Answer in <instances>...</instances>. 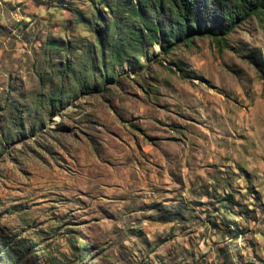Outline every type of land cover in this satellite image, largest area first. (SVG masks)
<instances>
[{"label":"rangeland","instance_id":"obj_1","mask_svg":"<svg viewBox=\"0 0 264 264\" xmlns=\"http://www.w3.org/2000/svg\"><path fill=\"white\" fill-rule=\"evenodd\" d=\"M107 4L0 0V264H251L264 20L115 65Z\"/></svg>","mask_w":264,"mask_h":264},{"label":"trees","instance_id":"obj_2","mask_svg":"<svg viewBox=\"0 0 264 264\" xmlns=\"http://www.w3.org/2000/svg\"><path fill=\"white\" fill-rule=\"evenodd\" d=\"M114 17L113 25L122 32L120 39L109 48L113 64H122L133 56L145 52V44L160 42L169 53L181 43L194 38L211 37L218 43L240 25L257 19L264 20V0H105ZM112 26V25H111ZM101 45L103 63L107 61ZM105 68V65H104ZM71 70L65 64L64 73ZM115 78L114 67H107ZM63 91L51 95V101L59 107Z\"/></svg>","mask_w":264,"mask_h":264},{"label":"crops","instance_id":"obj_3","mask_svg":"<svg viewBox=\"0 0 264 264\" xmlns=\"http://www.w3.org/2000/svg\"><path fill=\"white\" fill-rule=\"evenodd\" d=\"M226 235V234H225ZM220 246H223V247H219L221 248L222 251H228L230 250V244H229V241L228 242H223V244H221ZM257 259L256 257L254 256H251L250 255H247V260H248V263H251V264H264V252H258L257 253Z\"/></svg>","mask_w":264,"mask_h":264}]
</instances>
